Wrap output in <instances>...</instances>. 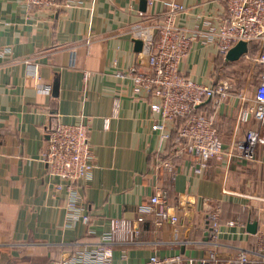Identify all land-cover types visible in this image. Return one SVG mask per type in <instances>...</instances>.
I'll list each match as a JSON object with an SVG mask.
<instances>
[{
    "label": "crops",
    "instance_id": "0c3cea01",
    "mask_svg": "<svg viewBox=\"0 0 264 264\" xmlns=\"http://www.w3.org/2000/svg\"><path fill=\"white\" fill-rule=\"evenodd\" d=\"M171 4L182 7L175 24L188 35L217 28L228 14V0H146L145 11L140 0H0V264H55L96 243L112 219L133 223L159 190L176 221L143 212L136 241L112 246V264L175 253L226 259L252 249L264 234V144L255 145L252 160L233 150L259 126L238 119L254 103L259 72L252 84L246 76L229 79L233 91L225 98L196 107L213 116L224 150L203 166L192 155L174 154L184 119L163 123L150 109L154 97L133 90L132 75L149 69L144 40L135 47V27L160 23ZM218 57L215 45L195 39L178 70L211 84L238 61ZM81 122L93 167L73 188L87 223L69 216L68 191L56 188L59 179L48 175L42 157L59 123ZM210 213L217 216L214 238Z\"/></svg>",
    "mask_w": 264,
    "mask_h": 264
},
{
    "label": "built area",
    "instance_id": "2783aa9c",
    "mask_svg": "<svg viewBox=\"0 0 264 264\" xmlns=\"http://www.w3.org/2000/svg\"><path fill=\"white\" fill-rule=\"evenodd\" d=\"M25 1L35 5H49L54 2V0ZM227 6L228 14L224 21L217 28H209L204 32L188 35L175 24V13L182 9L175 4H171L170 11L162 17L160 23L153 24L149 19L146 20V24L137 25L134 30L135 37L144 40L149 69L145 73L132 75L133 90L144 91L154 97L150 109L162 117L163 123L177 117L184 118L173 151L177 156L192 155L200 166L211 157L221 159L224 150L213 116L196 112V107L206 99L225 98L233 91V87L228 78L205 84L182 75L178 70L180 60L195 39L212 43L222 56L240 40L248 44L264 42V0H228ZM249 59L252 64L259 67V79L253 91L254 103L242 107L238 119L240 121L254 119L259 126L257 129L246 130L243 137L235 143L233 150L239 158L252 160L255 145L264 144V51L260 49ZM157 127L163 129L164 126L159 123ZM42 157L48 175L59 179L56 188L65 186L68 191L69 216L73 219L80 218L83 223H87L89 217L78 211L73 188L75 182L85 177L93 167L87 139V124L59 123L48 134L47 149ZM199 168L195 171L199 172ZM73 210H77V213L71 212ZM140 212L133 223L123 219H112L109 230L103 233L96 243L85 245L87 247L76 250L70 257L60 258L55 264H112V246L116 243L136 241L139 233L138 224L143 221V212H153L159 218L168 215L171 222L176 221V217L167 212L166 198L161 190L149 196L147 203L140 207ZM208 219L211 221L210 234L214 238L218 225L217 216L210 213ZM195 262L264 264V234L258 236V241L252 249H238L226 259H218L213 252L199 259L184 257L179 253L165 256L153 254L144 264H195Z\"/></svg>",
    "mask_w": 264,
    "mask_h": 264
},
{
    "label": "rangeland",
    "instance_id": "374dc122",
    "mask_svg": "<svg viewBox=\"0 0 264 264\" xmlns=\"http://www.w3.org/2000/svg\"><path fill=\"white\" fill-rule=\"evenodd\" d=\"M258 47L259 50H264V42L258 43ZM250 61L246 58H241L237 62H235V64L230 65L229 67H220L221 77L231 79L233 80L232 82H240L242 79L244 80L246 76V79H249V83L252 84L255 76L259 72V68L252 64ZM243 85H245V83Z\"/></svg>",
    "mask_w": 264,
    "mask_h": 264
},
{
    "label": "water",
    "instance_id": "95a60500",
    "mask_svg": "<svg viewBox=\"0 0 264 264\" xmlns=\"http://www.w3.org/2000/svg\"><path fill=\"white\" fill-rule=\"evenodd\" d=\"M141 3V10L145 11V3L146 0H140ZM135 47L138 49L140 48L142 41L139 39L134 40ZM249 48V44L246 41H238L232 47H230L227 52L224 54V59L226 62H233L239 60L243 54L247 53ZM248 230L250 232H254L256 230V223H250L248 225Z\"/></svg>",
    "mask_w": 264,
    "mask_h": 264
},
{
    "label": "trees",
    "instance_id": "16d2710c",
    "mask_svg": "<svg viewBox=\"0 0 264 264\" xmlns=\"http://www.w3.org/2000/svg\"><path fill=\"white\" fill-rule=\"evenodd\" d=\"M261 50L264 51L263 49H261ZM258 51H259L258 43H256V42L249 43V50H248L249 53H251L253 55V54H256ZM223 59H224V56L219 55V57H218L219 61L218 62L222 61ZM178 121H179V123L184 122L182 119H178Z\"/></svg>",
    "mask_w": 264,
    "mask_h": 264
}]
</instances>
